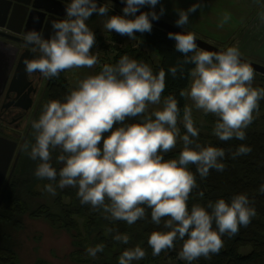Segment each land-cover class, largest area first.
<instances>
[{"label": "clouds", "instance_id": "1", "mask_svg": "<svg viewBox=\"0 0 264 264\" xmlns=\"http://www.w3.org/2000/svg\"><path fill=\"white\" fill-rule=\"evenodd\" d=\"M126 6L123 15L109 16L106 4L97 0H70L65 7L66 18L52 22V35L29 31L23 37L25 46H31L35 58L25 59V71L39 73L44 79L58 78L61 72L79 68H94L100 61L92 49L96 35L87 21L93 16L108 17L104 29L127 36L151 33L153 21H158L165 9L155 8L160 0H122ZM148 7L151 11L141 12ZM200 8L194 4L187 10L177 9V27L189 24V16ZM140 13L137 15V13ZM230 19L225 14L218 27ZM261 19L264 20V14ZM175 40V49L184 57L182 64L190 69L189 88L180 92L190 99L192 106L183 109L181 134L178 122L180 108L174 96L163 100L160 110L149 112L151 105H160L166 88V72L158 74L148 63L123 55L115 65L104 64L96 75L80 80L64 102L51 100L43 105L38 119L31 123L34 143L26 142L23 151L34 161L39 160L34 175L51 181L45 191L52 196L57 188H75L81 205H90L101 211L110 221H123L132 226L146 220L151 210V223L163 225L167 231H153L148 237L152 255L175 250L176 241H182L178 259L192 264L200 259H211L224 247L223 237L229 239L248 227L257 211L246 194H238L227 202L221 198L189 206L192 193L199 189L195 165L201 180L210 170L223 172L226 164L223 148L202 146L198 143L200 129L195 126L193 107L205 115L216 117L212 134L221 141L245 140L246 129L258 117L264 88L253 87L255 70L242 62L239 48L224 51L201 49L194 32L168 33ZM175 77L183 74L182 67L169 69ZM140 118V122L127 121ZM183 144L178 158L165 159V154ZM195 145V147H192ZM252 152L241 144L231 153L233 159ZM62 165L59 170L53 166ZM264 194V184L259 188ZM203 198L204 192H198ZM113 240L127 245L128 234L108 228ZM105 245L87 247V256L95 259ZM146 257L139 245L126 249L118 264H133Z\"/></svg>", "mask_w": 264, "mask_h": 264}, {"label": "trees", "instance_id": "2", "mask_svg": "<svg viewBox=\"0 0 264 264\" xmlns=\"http://www.w3.org/2000/svg\"><path fill=\"white\" fill-rule=\"evenodd\" d=\"M168 33L153 26L151 33L136 34V39H139L143 45H147L156 53L159 58L157 65L151 62L146 53L136 52L135 54L129 48L120 51V54L115 55L109 64L115 65L126 54L133 59L148 63L156 74L163 68L166 72V88L161 98L165 99L169 95L174 96L178 101L181 112L180 118H182L186 98L181 97L180 92L188 89L191 81L189 71L194 65L182 64L184 57L176 51V42L168 38ZM173 66L182 67L183 74L178 71L177 75L173 77L169 71ZM261 76L264 80V76ZM70 92L68 83L61 73L58 78H53L45 92L36 119L39 118L43 105L51 100L64 102L65 97ZM261 111L264 112V99L260 101L259 112ZM137 122H140V118L127 121V123ZM245 131V140L241 141L234 138L225 142L219 140L212 133H204L200 130L199 144L225 149L226 156L222 162L226 164V169L223 172L212 169L209 176L201 180L195 165H190V170L196 174L200 187L192 193L189 206L199 203L206 207L208 201H216L221 198L230 203L233 196L246 194L250 201H254L252 206L257 211V216L252 219L248 227H241L238 235L231 239L227 236L223 237L224 247L219 254L212 255L211 259L200 258L202 264H264V194L259 192L260 186L264 184V114L258 115ZM184 133L185 130L182 129L181 134ZM27 142H35L32 128L28 133ZM241 144L250 146L252 152L233 159L231 153ZM182 149V142L178 143L176 149L165 154V159L178 158ZM24 153L19 159L0 208V264H19L14 251L16 244L13 233L21 231L25 227L24 218L26 215L31 219H43L54 229L66 230L71 234L74 241L79 237L82 238V232L75 217L84 219V233L91 247L100 243L105 245L104 252L98 253L97 257L90 261L92 264H118V258L122 252L137 245L146 251V257L140 261H133V264H158L163 260L175 257L174 250L162 252L155 257L152 255V249L147 242L149 235L153 231H167V229H164L163 225L157 226L151 223L150 209L146 210L148 213L146 220H140L129 226L123 221L105 219L102 210L94 211L90 205H81L75 188L57 189L55 196L49 194L48 200L45 199L47 202L39 201L38 203L36 200H43L48 193L45 191V187L41 193L35 191L36 185L39 182L46 185L51 181L39 179L34 175L40 161H34L29 156L26 157ZM55 155L54 153L53 166L59 170L62 165L55 163ZM199 191L204 192L203 198L199 197ZM63 197L71 198L72 202L64 203ZM108 228L118 230L121 234H128L130 242L125 245L114 241L113 236L116 232L106 234ZM175 244V249H177L183 242L178 240ZM245 247L251 248L248 254L241 253V249ZM79 255L83 258L89 257L86 250H80Z\"/></svg>", "mask_w": 264, "mask_h": 264}, {"label": "rangeland", "instance_id": "3", "mask_svg": "<svg viewBox=\"0 0 264 264\" xmlns=\"http://www.w3.org/2000/svg\"><path fill=\"white\" fill-rule=\"evenodd\" d=\"M101 1L103 2V5L106 4L110 9L109 16L123 15V8L121 6H118L107 0ZM190 3L191 0H160V4L156 6L155 11L159 13L160 8L163 7L165 9V14L161 17V19L176 26L175 22L179 18L176 10H187L191 7ZM142 10L147 12L151 11L152 9L145 7L142 8ZM94 15L95 17H91L87 21V24L96 35V45L92 51L94 54H98L100 63L94 68H79L64 71V78L71 91L77 87V84L80 80H83L88 76L98 74L104 64H109L112 62L115 55H119L120 51H123L127 48L133 51V53L135 52V54L136 52L146 53L154 65L158 64V56L152 49L148 48L147 45H143L139 39L131 40L129 37L121 36L114 31L108 32L104 29V23L108 17L99 16L95 13ZM237 20L238 19H236L234 16L232 18L230 17L228 21L229 26L226 27L225 32H222L218 30V27L216 26V23H214L213 19L205 17L204 19L199 20L194 13H191L189 16V24L185 27L179 28L185 32H194L196 37L204 41L210 42L211 40H215L216 43H210L220 48L236 46L242 53V59L256 64H259V62L264 63V60H262L264 58L259 60V55L263 53V51L260 49V46H264L263 23H261L256 17L251 18L247 24L248 27L246 26L248 29L245 30V25H241L242 23L238 24ZM242 28H244L243 31H237ZM261 34L263 35L262 38ZM232 38L236 39L232 41ZM222 42H225V44H222ZM116 49H118L119 52L116 53ZM253 87L264 88V80L261 74L257 72H255ZM163 100L164 98H161L162 102L160 105H151L149 107V112L162 109ZM186 104L192 106V101L190 99H186ZM263 114V111L259 112V116H262ZM192 115L194 122L196 121L195 126L198 129L204 133H212L211 131L214 128L216 117L211 114L205 115L202 111H198L194 107ZM182 119L183 117L180 118V121L178 122V127H180L181 131L184 129ZM25 131L26 127L23 128L21 135H23ZM24 154L26 157L28 156L26 153ZM55 154L57 155L58 153ZM44 187L45 185H43V182H39L35 187V191L41 193L44 191ZM65 189L74 188L69 187ZM48 198L49 193L43 200L38 199L36 201L38 203L39 201L47 202L45 199L48 200ZM62 200L64 203L72 202L71 198L69 197H63ZM75 218L77 219L79 223V229L82 232V238L79 237L76 241H74L71 234L66 230L54 229L43 219H31L28 215H26L24 218L25 227L21 231L13 233L14 243L16 244L14 246V251L16 252L19 264H92L90 261H92L93 258H83L79 255L80 250H86L87 247L91 246V244H89L87 236L84 233V219L78 217ZM181 248L182 245L174 250L175 257L173 259H166L158 264H187V262L178 259V253ZM250 251V247L241 249L242 254H248ZM192 264H202V262L200 259H198L192 262Z\"/></svg>", "mask_w": 264, "mask_h": 264}, {"label": "flooded vegetation", "instance_id": "4", "mask_svg": "<svg viewBox=\"0 0 264 264\" xmlns=\"http://www.w3.org/2000/svg\"><path fill=\"white\" fill-rule=\"evenodd\" d=\"M69 2L70 0H0V80H5V75L7 76L6 73L12 66L7 86L2 93L0 90V138L16 143L12 161L0 187V195L17 153L24 140L25 143L28 140L31 123L36 119L45 92L53 79H44L39 73L29 75L25 71V59L35 58L37 54L32 52L31 46H25L23 37L35 30L49 38L52 35V22L66 18L65 7ZM97 3L103 5L101 0H97ZM115 51L119 52L118 49ZM61 74L64 77L65 72ZM13 80L14 92L8 93ZM24 127L26 131L21 135ZM22 153L23 148L21 155Z\"/></svg>", "mask_w": 264, "mask_h": 264}, {"label": "crops", "instance_id": "5", "mask_svg": "<svg viewBox=\"0 0 264 264\" xmlns=\"http://www.w3.org/2000/svg\"><path fill=\"white\" fill-rule=\"evenodd\" d=\"M197 3L200 4V8H198L194 13L195 16L198 17L199 20L204 19L205 17L211 18L213 19L214 23H216L217 27L222 17L226 13L229 14L231 18L233 16L236 17V19H238L237 23H242L241 25H245V27H248L247 24L251 18L256 17L261 23H263L262 25L264 27V20L261 19L262 14H264V0H191L190 4L192 6ZM228 26L229 24L226 23L223 28L218 27V30L225 32L226 27ZM247 27L245 30L248 29ZM240 30L243 31L244 28L237 31ZM262 37L263 35L261 34V38ZM235 39L236 38H232L231 40L234 41ZM210 42L216 43L215 40H211ZM222 44H225V42H222ZM223 49L227 48L223 47ZM260 49L263 51V53L259 55V60L264 58V46H260ZM259 64L264 65V63L261 62H259Z\"/></svg>", "mask_w": 264, "mask_h": 264}, {"label": "water", "instance_id": "6", "mask_svg": "<svg viewBox=\"0 0 264 264\" xmlns=\"http://www.w3.org/2000/svg\"><path fill=\"white\" fill-rule=\"evenodd\" d=\"M111 3H114L118 6H121L122 8H124L126 6L125 3L122 2V0H107ZM141 12H146L144 10L141 9ZM140 13L138 12L137 15H139ZM153 26L154 27H157V28H160L166 32H171V33H183L185 32L184 30H182L181 28L175 26V25H172L168 22H166L165 20L163 19H159L158 21H153ZM187 33V32H185ZM197 45L201 48V49H204V50H207V51H224L226 49H223V48H220L210 42H207V41H204L200 38L197 37V41H196ZM242 59V58H241ZM242 62H246V63H249L251 64V66L253 67V69L255 70V72L261 74V75H264V66L260 65V64H256V63H253V62H249V61H246L244 59H242ZM12 68V66L10 67V69ZM10 69L7 71V76L5 75V80H0V87H1V93L3 92L4 88H6L7 86V80H8V73H10ZM24 73V71H23ZM13 84H14V80L13 82L10 84L9 86V90H8V93L13 91L14 92V89H13ZM25 143V140L22 144V146L24 145ZM20 148L19 152L17 153V156L15 158V161L13 163V166H12V169H11V172L8 176V179L5 183V187L0 195V208H1V205L3 203V200L5 198V194L8 190V187H9V184L11 182V179H12V175L14 174V171H15V168L17 166V163L19 161V158H20V155H21V152H22V147ZM15 148H16V143L15 142H11L7 139H3V138H0V187L2 186L3 184V181L5 179V176L7 174V170L9 168V165L12 161V158H13V155H14V152H15Z\"/></svg>", "mask_w": 264, "mask_h": 264}]
</instances>
